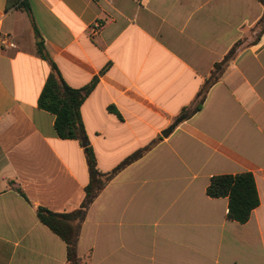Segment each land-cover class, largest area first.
I'll list each match as a JSON object with an SVG mask.
<instances>
[{"label": "crops", "instance_id": "0c3cea01", "mask_svg": "<svg viewBox=\"0 0 264 264\" xmlns=\"http://www.w3.org/2000/svg\"><path fill=\"white\" fill-rule=\"evenodd\" d=\"M0 0V264H67L38 208L80 207L89 173L81 142L58 137L38 107L50 74L98 78L81 119L101 173L77 253L86 264H264V15L258 0ZM103 24L92 35L95 23ZM246 41V42H244ZM242 42L201 109L168 132L216 63ZM244 42V43H243ZM9 44H12L10 46ZM104 71V73H102ZM251 173L259 206L245 224L210 198L211 178Z\"/></svg>", "mask_w": 264, "mask_h": 264}, {"label": "trees", "instance_id": "16d2710c", "mask_svg": "<svg viewBox=\"0 0 264 264\" xmlns=\"http://www.w3.org/2000/svg\"><path fill=\"white\" fill-rule=\"evenodd\" d=\"M258 1L264 6V0ZM13 6L27 13L35 34L39 35L26 0H8L7 9ZM256 28L259 30V35L264 33V15L258 22ZM241 44L242 42L235 44L223 60L214 65L210 75L204 80L194 102L191 106L182 110L172 126L168 129V132L201 109L209 90L220 81L223 74L234 60ZM37 54L42 60L46 61L50 67V74L38 99V107L55 116L54 128L59 138L81 142L89 173V183L84 189V198L78 209L71 212L55 213L45 208H38L36 214L39 221L66 244L67 264H86L82 262L78 256L77 243L80 226L89 206L116 173L140 159L151 146L135 152L112 172L106 174L101 173L97 169L94 151L87 140L80 112L85 99L97 85L98 78H94L92 82L84 88L73 89L65 83L56 64L51 59L42 43L37 44ZM102 73H104V71ZM206 192L207 195L213 199L227 198V218L239 224L247 223L252 211L259 206L256 184L251 173L215 176L211 178ZM7 262L8 256L5 257L2 264H7Z\"/></svg>", "mask_w": 264, "mask_h": 264}, {"label": "built area", "instance_id": "2783aa9c", "mask_svg": "<svg viewBox=\"0 0 264 264\" xmlns=\"http://www.w3.org/2000/svg\"><path fill=\"white\" fill-rule=\"evenodd\" d=\"M102 27H103V24L98 23V22L95 23L92 26V28H91L92 35H95V34L99 33L101 31ZM0 45L1 46L8 45V41H7V38L6 37H1L0 38ZM9 45L12 46V44H9Z\"/></svg>", "mask_w": 264, "mask_h": 264}, {"label": "rangeland", "instance_id": "374dc122", "mask_svg": "<svg viewBox=\"0 0 264 264\" xmlns=\"http://www.w3.org/2000/svg\"><path fill=\"white\" fill-rule=\"evenodd\" d=\"M258 32H259V31H258ZM244 42H246V41H244ZM244 42H243V43H244Z\"/></svg>", "mask_w": 264, "mask_h": 264}]
</instances>
